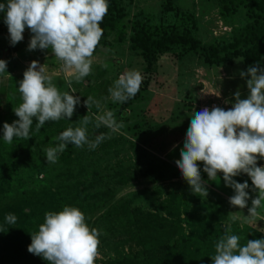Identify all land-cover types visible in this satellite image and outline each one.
<instances>
[{
    "label": "trees",
    "instance_id": "1",
    "mask_svg": "<svg viewBox=\"0 0 264 264\" xmlns=\"http://www.w3.org/2000/svg\"><path fill=\"white\" fill-rule=\"evenodd\" d=\"M130 1L108 0V12L100 25L103 36L94 54L125 47L140 58L146 74L153 73L166 55L177 60L196 55L207 68L230 67L237 59L242 60L244 72L257 62L264 68V0H215L222 20L238 18L240 23L227 41L211 44L200 41L195 16L181 10L179 0H159L160 11L154 21L149 16L131 17L127 4ZM0 3L6 4L7 0ZM3 22L4 13H0V23ZM6 61L7 68L13 65L10 58ZM101 75L102 72L94 76ZM91 79L88 75L83 82ZM246 79L241 78L243 83ZM82 85L77 82L76 88ZM16 88L15 81L0 84V264H47L27 248L31 235L44 222L45 213L61 211L64 206L79 208L88 226L101 230V248L111 253L106 264H212L215 244L228 228L230 234L240 236L242 246L260 239V234L240 227L236 219L226 225L218 211L206 212L191 205L189 193H168L154 211L134 206L135 195L116 198L117 191L136 181V176L156 185L182 175L133 144V159L129 155L111 169L100 168L103 156L113 151L117 159L120 152L113 149L111 139L107 140L110 130L101 124L96 127L97 122L85 112L92 108V102L88 107L79 104L71 119L45 122L38 132L34 120L30 139L13 138L11 144L5 143L3 124L18 120L13 110L22 102L13 96ZM146 88L145 81L135 97L123 102L117 122L127 119L123 115L125 108L138 100ZM89 97L88 91L82 93L83 100ZM85 115L90 121L86 126L90 127L88 139L95 141L104 135L99 145L94 150L88 145H68L56 163H47L45 149L56 146L55 138L67 128L82 126ZM9 213L16 215L15 224L5 223Z\"/></svg>",
    "mask_w": 264,
    "mask_h": 264
},
{
    "label": "clouds",
    "instance_id": "2",
    "mask_svg": "<svg viewBox=\"0 0 264 264\" xmlns=\"http://www.w3.org/2000/svg\"><path fill=\"white\" fill-rule=\"evenodd\" d=\"M108 7V0H7L6 4L0 3V13H4L10 44L15 46L21 42L25 29L30 30L28 50L50 48L61 62V70L70 78L68 83L71 85L73 80L80 82L91 74L93 54L103 36L100 25ZM6 68L7 61L0 60V74H7ZM240 76L247 77V97L242 99L237 90L230 109L205 107L194 112L180 159L175 164L192 193L202 197L208 193L198 162L203 163V172L209 180L216 181L217 174L222 173L225 186L234 191L229 203L239 209L247 207L249 184L233 178L246 174L257 195L251 199L248 215L242 219L246 223H256L264 220L259 211L264 209V166H257L258 159L264 160V68L257 62L246 72L241 71ZM142 82V74L130 70L120 75L108 91L113 101L123 103L136 96ZM18 91L22 102L13 110L18 120L3 124L2 138L7 144H11L13 138L30 139L34 120L38 132L47 121L71 119L80 103L79 97L61 92L52 76L47 74L45 65L35 60L24 71ZM219 95L218 92L216 96ZM90 102H93L91 97L85 101L87 107ZM99 120L112 131L123 127L111 112ZM89 122L85 115L81 119L82 126L69 127L60 133L55 138L56 146L45 149L47 163H56L68 145H88L94 150L104 135L90 141L86 127ZM85 219L84 213L73 206L46 212L44 222L31 235L27 251L47 264H95L100 255L102 232L90 228ZM16 221L15 214L5 216V223L9 225ZM230 233L231 228H228L215 244L212 264H264V239L249 240L242 246L240 236Z\"/></svg>",
    "mask_w": 264,
    "mask_h": 264
},
{
    "label": "rangeland",
    "instance_id": "3",
    "mask_svg": "<svg viewBox=\"0 0 264 264\" xmlns=\"http://www.w3.org/2000/svg\"><path fill=\"white\" fill-rule=\"evenodd\" d=\"M130 2L127 4L131 17L138 15L149 16L153 21L157 19L160 11L159 0H131ZM177 6L195 16L198 22L197 36L204 44L227 41L233 28H237L240 23L238 18H234L231 22L222 20L215 0H179ZM31 36L32 33L26 28L23 40L12 46L6 24L0 23V60L6 61L7 58H10L13 63L6 69L9 76L0 74V84L15 81L17 90L14 91L13 96L21 98L18 91L19 81L23 79V73L30 63L35 60L40 65H45L47 74L52 76L53 82L61 92H69L74 97H79V104L82 107L86 104L82 99V93L88 91L93 102L92 108L86 109L85 112L88 111L90 118L110 130L107 140L111 139L113 149H119L120 152L117 159L112 154L113 151L111 154L103 156L99 160L100 168L107 166L111 169L117 165V162L125 160L129 155L133 159L135 150L130 148V144H133L179 171L175 162L180 159V151L183 148L193 113L209 107L211 104L224 110L230 109L235 102L234 94L237 90L240 91L242 99L248 95L246 83L242 82L240 76V72L243 71V63L240 59L235 60L230 67L207 68L196 55H187L181 60L166 55L160 58L153 73L146 74L140 58L129 53L125 47H115L111 51L106 49L93 54L90 74L92 81L89 82L91 85L82 80L83 85L76 88L75 80L69 85L70 78L61 70V62L52 54L50 48L48 50H28ZM4 49H7V52H4ZM130 70H138L142 74V84L146 81L147 88L138 100L125 108L126 112L123 115L127 118L124 120L126 123L124 121L117 122L123 103L113 101L108 90L114 86V82L120 75ZM101 72V77L94 76ZM87 86L91 88L87 90ZM218 92L220 95L216 96ZM109 112L114 114L117 123L123 125L118 131H112L99 120L100 117H106ZM127 127L131 129L128 130ZM89 129L90 127H87V130ZM198 166L201 169V178L208 193L206 197L192 193L190 186L182 177L153 185L147 179L136 176L138 178L136 181H132L117 191L116 198L135 195L134 206L141 207L145 211H154L159 202L168 198V193L179 192L185 195L189 193L191 205H197L206 212L218 211L226 225L235 216L240 227H249L260 234V239H264V220L246 223L242 219V216L248 215L251 199L257 195L252 190L250 178L246 174L233 178L237 182L247 181L249 184L250 199L247 207L239 209L229 203L234 191L225 186L222 173H218L217 180L212 181L203 172V163L198 162ZM257 166H264V160L258 159ZM259 211L264 216V209ZM99 253L95 264H106L111 253H107L105 249L101 248V244Z\"/></svg>",
    "mask_w": 264,
    "mask_h": 264
},
{
    "label": "built area",
    "instance_id": "4",
    "mask_svg": "<svg viewBox=\"0 0 264 264\" xmlns=\"http://www.w3.org/2000/svg\"><path fill=\"white\" fill-rule=\"evenodd\" d=\"M211 106H212V108H213V107H215L216 105H215V104H211V105H210L209 107H207V108H209V109L211 110V109H212Z\"/></svg>",
    "mask_w": 264,
    "mask_h": 264
}]
</instances>
